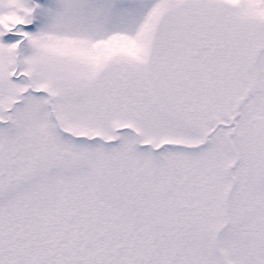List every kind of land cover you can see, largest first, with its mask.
I'll list each match as a JSON object with an SVG mask.
<instances>
[{
  "label": "snow or ice",
  "instance_id": "obj_1",
  "mask_svg": "<svg viewBox=\"0 0 264 264\" xmlns=\"http://www.w3.org/2000/svg\"><path fill=\"white\" fill-rule=\"evenodd\" d=\"M0 264H264V0H0Z\"/></svg>",
  "mask_w": 264,
  "mask_h": 264
}]
</instances>
